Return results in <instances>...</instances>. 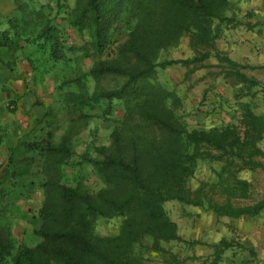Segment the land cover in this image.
I'll use <instances>...</instances> for the list:
<instances>
[{
    "label": "trees",
    "instance_id": "obj_1",
    "mask_svg": "<svg viewBox=\"0 0 264 264\" xmlns=\"http://www.w3.org/2000/svg\"><path fill=\"white\" fill-rule=\"evenodd\" d=\"M34 1L12 0L17 15L0 19V64L13 72L16 62L24 59L38 82L57 63L68 62L70 54L84 51L68 43L59 22L66 14L64 20L71 28L81 35L87 32L91 55L97 58L86 75L75 79L80 91L67 93V102L81 119L87 118L84 108L103 102L106 112L114 106L124 111L109 134L108 145L95 148L98 159L86 154L76 157V135L68 130L58 144L50 135L25 143V153L33 155L13 168L9 159L10 164L0 170V186L28 175L35 163L43 176L36 245L19 248L13 255L11 227L0 205V264L10 257L11 264H148L135 251L143 239L150 240L148 249L161 256L163 264H182L163 246L201 243L179 236L165 203L177 202L229 219L252 218L264 211V199L249 206L232 204L252 196L251 184L240 179L239 173H264V151L259 146L264 141V116L253 111L255 96L260 93L264 99V85L242 73L251 67L230 60L215 47L226 27L239 24L225 15L231 0H75L72 9L68 0H49L54 9L47 13L44 8L50 5L34 7ZM120 22L130 24V30L116 55L102 60L110 31ZM183 37L188 38L192 58L156 63L160 51L177 46ZM210 58L220 65L222 79L241 85L235 100H250L241 105V133L232 125L187 130L176 115L182 99L157 80V68L181 66L191 74ZM87 77L95 85L92 93L84 82ZM106 78L122 82L106 89L101 86ZM202 162L220 168L214 170L213 181L191 190L187 181ZM82 164L92 167L105 189L90 192L65 182V168ZM115 217L121 218L116 234H95L98 218ZM233 246L232 240L221 239L206 245L212 249L209 258L192 256L190 260L219 264Z\"/></svg>",
    "mask_w": 264,
    "mask_h": 264
},
{
    "label": "rangeland",
    "instance_id": "obj_2",
    "mask_svg": "<svg viewBox=\"0 0 264 264\" xmlns=\"http://www.w3.org/2000/svg\"><path fill=\"white\" fill-rule=\"evenodd\" d=\"M41 4L50 5L44 8L47 13L54 9L49 0H36L34 7ZM70 9L74 8L75 0H68ZM51 7V8H50ZM233 9L229 5L225 15ZM17 15L12 0H0V19ZM61 15L63 30H65L68 43L76 47H84L85 50H78L69 55L68 62L57 63L48 74L36 82L32 75V70L24 59L16 62L13 73L2 72L0 70V119L7 116L12 119L9 125L10 133H20L17 136L18 142L13 146L11 157L13 168L18 167L23 158L30 157L32 153H25V146L22 144L31 143L50 135L54 144L60 142L63 134L70 130L76 135L73 143V151L78 157L86 154L87 156L98 159L95 148L107 146L109 134L113 130L114 124L122 119L123 108L114 106L106 112L107 103L92 108H84L83 113L87 118H79V112L72 104L66 100V94L79 92L80 88L75 79L86 75L89 68L97 60L91 55L89 48V37L87 32L83 35L71 28ZM229 28L226 27L225 30ZM130 30V24L120 22L116 29L110 31L109 43L106 51L102 54V60L112 59L123 42L126 34ZM224 30V31H225ZM224 33V32H223ZM224 38H220L215 47L222 45ZM218 50V49H217ZM193 57V52L188 47V38H181L177 46L159 52L156 63H161L171 59H188ZM205 67L187 74V69L181 66H171L165 69L157 68L156 77L158 82L168 90H174L182 99V106L176 111V115L187 130L209 131L213 128H222L232 125L241 133L242 109L241 105L235 104L234 94L238 90L233 89L236 82L233 79L224 80L220 76V65L214 58L205 61ZM89 93L94 90V82L90 78L84 79ZM121 79L106 78L101 82V86L106 89H114L121 84ZM225 84L223 90L220 85ZM224 94V95H223ZM248 98L242 101H247ZM221 102V104H219ZM243 103V102H241ZM234 105V106H233ZM13 110V112H10ZM255 113H264V103L259 100V96L253 102ZM264 116V115H263ZM24 140V141H22ZM21 141V142H20ZM260 143L259 146H263ZM77 160V158H75ZM9 161V160H8ZM4 167V162L0 161V170ZM220 168L218 164L200 163L195 169L192 177L187 181V186L195 190L203 182L214 180V170ZM65 182L68 185H82L90 192H97L106 188L92 167L88 164L71 166L65 168ZM242 180L248 181L251 186V200L232 201L233 206H249L254 202L264 199V173L260 171H243L238 174ZM43 176L37 163L31 166L28 175L4 182L0 186V205L3 209V217L9 222L14 242L13 255L16 250L22 247L34 246L39 242L35 235L38 225V211L43 200L41 184ZM168 216L172 221L177 222L181 232H194L197 239L188 242L198 241L205 230L212 231L221 224L211 212H205L200 208L186 206L177 202H167L164 205ZM2 212V211H1ZM217 219V221L215 220ZM227 219L224 227L231 230L232 220ZM216 221V222H215ZM121 218L111 219L98 218L94 223V232L100 236L114 235L118 231ZM212 227V229H211ZM239 238V236H237ZM245 244L244 241H241ZM149 239H143L140 246L135 247L136 254L152 264L160 259V256L148 249ZM198 245L192 246L196 247ZM200 246H203L202 244ZM190 248V247H189ZM168 251L176 253L186 258L187 252H183L182 246L172 243L168 246ZM181 257H179L181 259ZM2 264H11V257L7 258Z\"/></svg>",
    "mask_w": 264,
    "mask_h": 264
},
{
    "label": "crops",
    "instance_id": "obj_3",
    "mask_svg": "<svg viewBox=\"0 0 264 264\" xmlns=\"http://www.w3.org/2000/svg\"><path fill=\"white\" fill-rule=\"evenodd\" d=\"M230 5H232L233 9L226 16L237 19L239 24L235 27H229L224 31V40L222 45L217 46V49L230 60L251 67V70L242 71V73L264 85V0H231ZM247 14L250 16L247 17ZM246 27L249 28L247 29ZM0 70L2 72L4 70V72L13 73L1 64ZM219 71L221 72V69ZM219 77L222 79V76ZM226 86L222 84L220 88L223 90ZM240 87L241 85H236L233 89L235 91V89L238 90ZM258 96L259 100L264 103V99L260 93L255 96L253 102ZM246 98L234 99L233 102L237 105L244 104L250 101L249 98L247 101H242ZM255 114L258 116L264 115L263 112ZM11 122L12 119H9L7 116H3L0 119V161L4 162V166L7 165L11 157V148L15 146V142L19 141L17 136L20 133H10L9 125ZM23 147L24 144H22L21 148L23 149ZM260 148L264 151V145L260 146ZM224 218L220 217L221 224L219 227L216 224L214 228V232L219 231L215 233L216 235L208 230H205L202 234L200 233L201 237L198 239H200L203 246L198 245L192 249L182 243H175L182 246L183 252H187L188 256L186 258L176 253H171V251L169 252L176 255L182 264H200V261H192L190 258L192 256L201 260L209 258L212 254V249H209L206 245H213L221 239H226L232 240L234 246L223 254L219 264H264V211L252 218L231 219L233 222L231 230L225 229L224 223L228 221ZM215 220L217 221V219ZM175 223L177 225V222ZM178 234L187 242L197 239L194 237V232L184 233L181 232L179 227ZM241 241H244L245 244ZM171 244L164 245L163 248L168 251V246ZM146 263L152 264L147 261ZM155 264H163L161 256Z\"/></svg>",
    "mask_w": 264,
    "mask_h": 264
}]
</instances>
